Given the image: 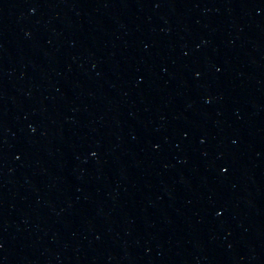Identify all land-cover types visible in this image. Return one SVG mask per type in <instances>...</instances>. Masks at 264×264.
<instances>
[{
  "label": "water",
  "instance_id": "95a60500",
  "mask_svg": "<svg viewBox=\"0 0 264 264\" xmlns=\"http://www.w3.org/2000/svg\"><path fill=\"white\" fill-rule=\"evenodd\" d=\"M33 264H264V0H43Z\"/></svg>",
  "mask_w": 264,
  "mask_h": 264
}]
</instances>
